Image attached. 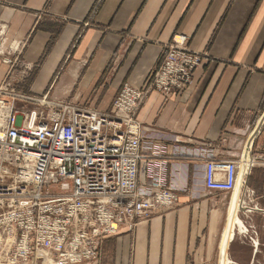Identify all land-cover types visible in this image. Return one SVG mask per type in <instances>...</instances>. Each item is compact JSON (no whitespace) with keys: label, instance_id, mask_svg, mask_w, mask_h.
<instances>
[{"label":"crops","instance_id":"obj_1","mask_svg":"<svg viewBox=\"0 0 264 264\" xmlns=\"http://www.w3.org/2000/svg\"><path fill=\"white\" fill-rule=\"evenodd\" d=\"M177 34L208 58L186 92L149 93L138 112V186H149L151 162H164L180 205L107 238L86 264H221L231 195L204 185L212 156L246 153L248 187L264 209V0H0V88L32 101L110 113L124 85L145 87ZM237 216L243 227L225 257L264 264V215Z\"/></svg>","mask_w":264,"mask_h":264},{"label":"built area","instance_id":"obj_2","mask_svg":"<svg viewBox=\"0 0 264 264\" xmlns=\"http://www.w3.org/2000/svg\"><path fill=\"white\" fill-rule=\"evenodd\" d=\"M188 43L175 35L145 87L124 85L110 113L48 96L32 101L7 83L0 88L1 264L97 262L107 238L132 234L141 221L180 205L178 192L165 187L164 162H151V182L139 189L145 156L138 112L149 93L168 97L190 88L208 56ZM20 102L39 106L20 112ZM247 157H210L204 185L231 199L237 193L247 215H264L248 187L254 163Z\"/></svg>","mask_w":264,"mask_h":264},{"label":"bare ground","instance_id":"obj_3","mask_svg":"<svg viewBox=\"0 0 264 264\" xmlns=\"http://www.w3.org/2000/svg\"><path fill=\"white\" fill-rule=\"evenodd\" d=\"M237 197H238V195L236 193L235 196L230 201L231 213H230V218H229V222H228L229 227L227 228L228 232L225 233L226 237H225V240L222 243V253L224 254V257L222 258L223 261H222L221 264H231V262L229 260H227V257H225V253H226V250H227V245L233 239L235 228L238 227V228L242 229V227H243V224H242L241 220L237 216V214L239 213V210H241V208L237 204V200H238Z\"/></svg>","mask_w":264,"mask_h":264},{"label":"rangeland","instance_id":"obj_4","mask_svg":"<svg viewBox=\"0 0 264 264\" xmlns=\"http://www.w3.org/2000/svg\"><path fill=\"white\" fill-rule=\"evenodd\" d=\"M36 106H39V105L37 103H31V102H28V103L20 102L18 104V109L20 112H22V111H26L28 109H32ZM0 247H1V244H0Z\"/></svg>","mask_w":264,"mask_h":264}]
</instances>
